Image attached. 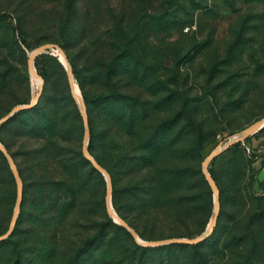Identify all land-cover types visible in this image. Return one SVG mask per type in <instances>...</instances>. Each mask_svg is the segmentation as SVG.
<instances>
[{
	"label": "rangeland",
	"instance_id": "374dc122",
	"mask_svg": "<svg viewBox=\"0 0 264 264\" xmlns=\"http://www.w3.org/2000/svg\"><path fill=\"white\" fill-rule=\"evenodd\" d=\"M105 1L98 0L95 17L93 40L98 50L104 46L106 36L111 41L123 32L115 25L118 19H109L124 16L125 23L129 21V32H138L135 36L144 57L139 95L143 118L127 122L123 128L137 132L133 134L134 141L141 137L148 143L150 122L156 119V140L148 143L145 150L147 160H151L156 149L151 172L149 168L145 171L150 172L147 178L151 183H134L138 175L132 172L130 161L127 165L120 161L121 141L100 133L95 138L94 151L112 170L113 175L105 167L112 183L95 165L97 170L80 164L93 201L88 206L80 204L77 193L53 184L64 204L62 210L53 213L57 217L64 214L59 217L63 222L60 220L56 227L57 219L45 224L34 222L41 216L36 203L39 189L34 187L25 206L26 222L20 234L25 241V264H31L33 257L36 264H78L73 257L77 242L82 245L79 264H136L133 261L139 258L149 264H201L200 251L206 252L211 264H264V125L241 138V144L225 147L208 163L207 169L218 178L217 234L206 239L207 236L198 251L163 246L172 241L149 244L179 238L170 236L175 233L193 238L208 230L216 208V188L204 173V159L221 140L234 139L264 117V0H145L144 4L142 0H127L123 5L122 0H109L113 11L105 10ZM65 2L0 0V118L15 105L31 101L40 90L44 79L41 72L46 66L50 72L49 82L44 79V100L64 95L65 71L51 57L39 54L34 62L38 74L30 70L29 55L37 47L48 42L65 44L81 67L87 63L83 35H75L64 26ZM145 6L150 13L146 18ZM121 9L126 10L124 14ZM112 45V53L121 50ZM128 64L129 69L133 68L131 61ZM65 69L69 74L66 66ZM125 78L131 81L130 74ZM19 123H8L0 141L14 153L19 171L26 175L34 162L27 153ZM91 134L90 126L88 132L84 122V155ZM56 158L55 154L51 156L55 168ZM9 171L14 188L9 192L6 184L1 196L0 236L11 227L19 196L10 159L6 155L5 165L0 155L3 184L11 180ZM60 171L57 168L51 174L52 182H58L61 173L69 180L70 175ZM22 181L24 191L26 178L22 177ZM108 198L153 249L139 247L137 244H146L110 215ZM108 216L122 227L111 223ZM51 234L58 236L56 243L52 244Z\"/></svg>",
	"mask_w": 264,
	"mask_h": 264
},
{
	"label": "trees",
	"instance_id": "16d2710c",
	"mask_svg": "<svg viewBox=\"0 0 264 264\" xmlns=\"http://www.w3.org/2000/svg\"><path fill=\"white\" fill-rule=\"evenodd\" d=\"M125 1L127 0H122V5ZM142 2L143 4L146 3L145 0H142ZM98 5V0H66L65 2L66 19L63 21L65 23L64 26L68 29L70 28L71 33L75 35L78 32H80L81 36L83 35L85 45L82 50L86 55L87 63L81 67L76 55L71 53L65 44H61L71 61L73 72L78 80L84 97L88 123L92 133L88 148L98 162L106 167L113 175L110 167L95 155V138L102 133L106 137L110 136L111 140L115 138L116 141H121L122 144L118 145L121 150L119 155L120 161L124 165H127L128 160L130 161L132 172L138 175V179L134 183H151V179L147 177L151 172L150 167L155 163L154 159L157 156L155 153L156 149L154 148V155L151 152V160H147L145 150L149 148L147 147L148 143L151 144L152 141L156 140V129L154 130L156 119H152L150 122L151 132L146 140L148 143H145L141 137L134 141L133 139L135 138L133 134L137 135V132L133 133V129L132 131H126L123 128L127 122L139 121L143 118L139 112L143 106V100L140 99L139 95H142L140 87L143 84V79L140 74V68L143 67L141 62L144 60V57L139 48V38L137 39L135 36L138 32H129V21L125 23L124 16H121V18H108L109 22L118 19L115 25L121 27L123 32L120 35L117 34L113 36L111 41L108 36H106L104 38V46H101L98 50L93 40L96 29L95 17L98 12ZM103 6L105 10H108L107 8H109L110 11L114 10V6L109 0H106ZM144 8L147 14L144 18H146L150 13L148 14L146 6ZM125 11V9L124 11L121 9L120 13ZM149 24L156 23L149 22ZM131 35H134V37ZM23 40L25 41L24 37ZM136 43H138V45H135ZM112 44H115V46L121 50L117 53H112ZM41 55L44 57H51L59 67L65 71V93L60 97L54 96L51 100H44L42 95L35 105L16 111L9 119L0 125L1 134L2 129L8 123L20 122L22 135L28 146L27 153L32 156L34 162L31 170L28 169L30 172L26 170V175L23 170L20 169L22 177L26 178L21 212L9 236L0 239V264H25V241L21 239L20 234L26 222L25 206L29 203V198L33 193L34 187L38 186L37 188L39 189L40 197L36 200V203L38 205V212H41L39 219L35 218L34 222L39 221L45 224L47 222L52 223L57 219L55 227L60 220L63 222L64 219L59 220V217L61 215L64 217V214L61 213L58 217L57 213L53 214L54 211L62 210L64 205L62 196L57 195L54 185H58L59 188L61 187L70 191L74 195L77 193L80 204L85 203L87 206L93 204L88 181L85 179L84 173L80 170V164L82 163L91 166L93 170H97L93 162L84 155L82 149V136L84 134L85 122L84 114L73 94L69 84V74L66 72L65 65L59 59V56L46 52H43ZM129 61H131V65H133L131 69L128 68ZM49 72L50 67L47 66L44 68V72H41L46 83L49 82ZM127 73L130 74L131 81L125 78V74ZM97 75L100 76V80H97ZM24 115H27L25 116L26 120L22 122L21 118ZM118 135L120 137H118ZM45 139L48 143L43 141ZM134 142H137V144ZM239 144H241V140L234 143V145ZM50 146H53L54 149H51L52 147ZM141 151L142 153H139ZM54 154L57 157L58 171L61 169L60 172H65L70 175V177H68L69 180L63 177L64 173H61L58 182H52L50 179L52 176L51 174H54L57 170V168L54 167V160L51 159V156ZM0 155L3 159V163L6 165V155L1 149ZM12 155H14V153H12ZM148 168L150 172H145ZM211 172L218 182L217 176L213 171ZM9 174L11 175L10 171ZM153 177L154 176H152V178ZM157 180H159V177L156 181ZM9 181V183L5 182L4 184L0 181V201L3 191L6 190V184L9 186V189L7 187L9 192L14 188V177L12 178V175ZM115 205L120 209L117 203H115ZM120 215L133 225L121 210ZM108 217L111 223L118 227H122V225L113 222L112 217ZM218 225L219 224L214 227L213 231L206 239L217 234ZM170 236L181 237L185 235L175 233ZM49 237L52 244L56 243V239L58 238L56 234H51ZM206 239L191 244L185 241H172L163 246L169 248L178 247L183 250L195 249L198 251V249L204 245ZM137 245L142 249H153V247L148 245ZM81 249L82 245L80 246V243L77 242L73 248V250H75L73 257H75V259L77 258L78 264L79 262L81 263L83 258H81V254H78ZM200 252L202 255L198 261H200L201 264H211L209 262L210 260H206V252ZM36 260L37 259L33 257L31 264H36ZM133 262L136 264H149V262L143 261L141 258Z\"/></svg>",
	"mask_w": 264,
	"mask_h": 264
},
{
	"label": "water",
	"instance_id": "95a60500",
	"mask_svg": "<svg viewBox=\"0 0 264 264\" xmlns=\"http://www.w3.org/2000/svg\"><path fill=\"white\" fill-rule=\"evenodd\" d=\"M50 51L54 52V54L59 56V59L65 64V66H66V68H67V70L69 72V80H70L71 88H72V91L74 93V96L76 97V99H77V101H78V103H79V105H80V107L82 109V112L84 114V119H85V122H86V126H87V130L89 132V123H88V117H87L85 101H84V108H82V105L80 104V101H79V99H78V97L76 95V91H75V84H77L79 86V88H80V85L76 81L71 61L68 58V55H67L65 49L60 44L55 43V42H48V43H45V44L37 47L29 55V67H30V70L34 74H38V71H37V69H36V67L34 65L35 58L39 54H41L43 52H50ZM43 84H44V79L42 78L40 90L38 91V93L35 96L32 97L31 101L29 103H20V104L15 105L6 115H4L3 117L0 118V125L4 121L9 119L16 111H19V110H22V109H25V108H28L30 106L35 105L39 101V99H40V97L42 95ZM80 92L82 93L81 88H80ZM82 96H83V94H82ZM83 100H84V97H83ZM263 125H264V117L261 118L260 120H258L257 122H255L254 124H251L250 126H248L241 133L237 134L234 139H229L228 141L221 140L219 145L211 152V154L208 155L204 159V173H205L206 177L210 180V182L216 188V195H215L216 208H215V211H214V215H213V217H212V219H211V221L209 223L208 230L205 231L204 233H202L200 235H197V236H195L193 238L179 237L177 239H173V238L168 239V241H166V240H156L155 241L154 240V241L149 243V241L141 240L138 232L134 229V227L131 226V224L127 220H125L123 217H121L119 215L117 210L114 208V206L112 204V201L110 200V198H108L107 199V206H108V211H109L110 215L112 217H114L115 220H117L120 224H123L128 229H130L134 233L135 237L137 238V240L139 242L144 243L146 245H148V243L149 244H153V245H157V244H160V243L170 242V241H185L187 243H197V242L202 241L203 239H205L213 231V229H214V227L216 225L217 219H218L219 212H220L219 190H218L215 178L213 177V175L207 169L209 161L216 154H218L221 150H223L225 147H227V146H229L231 144H234L237 140H240L241 138H243L244 136H246L250 132L251 133L256 132ZM0 149L10 159V162H11L12 167L14 169V172L16 174V179H17V183H18V187H19V196H18L17 205H16L14 216H13V220H12V223H11V227L6 233H4L3 235L0 236V239H3V238H6V237L9 236V234L12 232V230H13L15 224H16V220H17L18 214L20 212V208H21V204H22V198H23V191H22L23 181H22V177H21L20 171L18 169V166H17V163H16L14 157L12 156V154L10 153L8 148L1 141H0ZM84 149H85V153H86L87 157L93 162V164L98 169H100V170H102V171H104L106 173V175L108 177V181L111 184L112 183L111 175L108 172V170L100 162L97 161V159L94 157V155L90 152L87 144L84 146Z\"/></svg>",
	"mask_w": 264,
	"mask_h": 264
},
{
	"label": "bare ground",
	"instance_id": "6f19581e",
	"mask_svg": "<svg viewBox=\"0 0 264 264\" xmlns=\"http://www.w3.org/2000/svg\"><path fill=\"white\" fill-rule=\"evenodd\" d=\"M39 82V81H38ZM40 83V82H39ZM75 91H76V95L80 101V104L82 105V108H84V100H83V96L82 93L80 92L78 85L75 84Z\"/></svg>",
	"mask_w": 264,
	"mask_h": 264
}]
</instances>
